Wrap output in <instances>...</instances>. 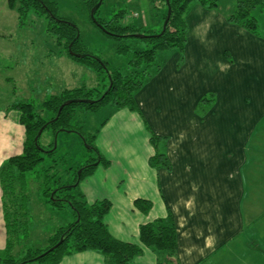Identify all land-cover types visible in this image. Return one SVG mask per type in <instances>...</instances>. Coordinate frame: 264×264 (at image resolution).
<instances>
[{
  "label": "crops",
  "instance_id": "crops-1",
  "mask_svg": "<svg viewBox=\"0 0 264 264\" xmlns=\"http://www.w3.org/2000/svg\"><path fill=\"white\" fill-rule=\"evenodd\" d=\"M219 9L192 4L183 52L171 50L135 95L137 111L111 110L95 131L107 164L96 166L78 191L88 205L110 203L103 217L110 235L142 249L133 264L164 261L142 246L139 228L168 215L176 264H264V40L228 22L234 7ZM18 120L19 114L10 123L0 117V165L22 152ZM135 201L150 208L144 213ZM72 221L61 219L47 243ZM6 240L0 187V264ZM58 264L105 262L83 251Z\"/></svg>",
  "mask_w": 264,
  "mask_h": 264
},
{
  "label": "trees",
  "instance_id": "trees-1",
  "mask_svg": "<svg viewBox=\"0 0 264 264\" xmlns=\"http://www.w3.org/2000/svg\"><path fill=\"white\" fill-rule=\"evenodd\" d=\"M85 1L87 9L91 10V18L94 23L108 36L117 41L138 37L148 42L150 46L148 49L132 53L131 59L127 62L132 72L123 74L117 69L110 68L106 62L92 55L83 46L76 25L57 15L58 9L53 0L7 1V7L16 10L20 25H23L24 18L30 13L44 16L48 20L47 31L54 35L59 42H63L68 58L78 65L91 69L98 76H106L108 83L102 91L97 88L81 86L64 89L59 94L50 96L39 106L41 111L48 113V118L36 113L35 105L32 103L13 106L18 111L19 124L24 128V140L21 154L9 158L0 167L2 208L8 249V254L3 260L4 264H58L64 256L83 251H93L102 255L105 264H133L132 260L141 254L142 249L137 245L118 241L110 235L103 223V217L110 209V203L102 200L88 205L84 201L83 195L78 191V184L81 180L91 175L99 164L106 165L107 163L100 157L94 145L97 132L85 136L81 127L73 125L72 120L78 111L96 113L105 107H111V110L127 108L130 111H137L135 95L163 64L155 63L156 54L165 50L183 52L187 33L185 16L192 4L213 9L218 3V0H149L152 8L159 13L162 12L163 23L167 19L164 31L153 33L143 31L141 26L134 24H121L120 19L124 18L123 11L109 20L97 19L95 14L99 11L103 0ZM233 1L234 9L228 22L239 26L248 33L257 35L258 20L253 13L264 9V0ZM168 9L169 16H167ZM140 34L144 35L140 36ZM117 51L121 55H126L128 48L119 46ZM66 102L68 103L65 104ZM47 129L52 131L53 136L58 132L78 134L82 139V144L86 147L85 150L91 155L83 165L78 166L74 171L72 183L59 184L60 178H58L55 182L58 185L53 188L46 187L41 191V194L47 197L45 203L52 208L61 209L65 205L70 207L74 221L59 227L48 238V246L45 249L28 250L25 254L20 252L19 255H15L11 252L14 243L12 237L18 235L21 223L27 218L24 212V203L21 202L22 197L26 196L23 188L25 176L44 161L42 154L50 157L55 152L53 141L47 147L39 145L40 136ZM39 131L41 133L37 137ZM157 140L156 136L150 137L152 144H155ZM159 158L158 155L156 159ZM150 163L153 164L151 161ZM162 165L167 166L163 158ZM51 168L52 166L48 167L49 170ZM54 176V174H46L44 177L51 179ZM135 206L146 213L150 208V203L135 201ZM139 241L142 246L164 256V261H160L158 264H176V260H174L176 229L171 215L140 226Z\"/></svg>",
  "mask_w": 264,
  "mask_h": 264
},
{
  "label": "rangeland",
  "instance_id": "rangeland-1",
  "mask_svg": "<svg viewBox=\"0 0 264 264\" xmlns=\"http://www.w3.org/2000/svg\"><path fill=\"white\" fill-rule=\"evenodd\" d=\"M7 1L0 0V117H4L9 123L13 122L14 118L18 119V111L13 106L32 103L35 105L36 113L48 118V113L41 111L39 106L50 96L57 95L64 89H73L82 85L101 91L107 86L106 76H98L85 67H75L76 63L68 58L63 42H59L47 31L48 20L44 16L30 13L24 18L23 25H20L16 10L9 9ZM53 1L58 9L57 15L76 25L83 46L92 55L106 62L110 68L117 69L123 74L132 72L127 63L132 53L148 49L150 46L148 42L138 37L117 41L108 36L94 23L91 10L87 9L85 0ZM218 4L221 14L233 8L235 3L233 0H218ZM159 6L162 8L161 4ZM120 11L124 12V18L120 19L121 24L139 26L143 23V31L156 33L163 29L162 21L157 15L159 11L152 8L149 1L103 0L95 18L109 20ZM253 15L258 20L256 37L264 40V9L254 12ZM119 46H127L126 55L118 53ZM170 51L158 52L155 63H163ZM110 111L111 107L102 108L96 113L78 111L72 124L81 127L85 136L91 135L99 129ZM12 138L16 140L18 136L13 133ZM81 140L78 134L70 132H58L53 136L50 129L43 131L40 136L39 145L47 147L53 141L55 152L50 157L42 154L44 161L25 176L23 188L26 196L22 197L23 200L19 198L24 203L27 218L21 223L18 235L12 237L13 254L45 249L48 246L47 237L56 229L58 222L61 219H69L70 216L71 221L73 220L70 207L65 205L61 209L52 208L45 203L47 197L42 195L41 191L46 187L53 188L58 185L55 184L58 178H60L59 184L73 182L74 171L91 155L85 150L86 147ZM7 158L1 162V165ZM49 166H52L50 170ZM46 174L55 176L47 179L44 177ZM4 256L5 251H0V258Z\"/></svg>",
  "mask_w": 264,
  "mask_h": 264
},
{
  "label": "water",
  "instance_id": "water-1",
  "mask_svg": "<svg viewBox=\"0 0 264 264\" xmlns=\"http://www.w3.org/2000/svg\"><path fill=\"white\" fill-rule=\"evenodd\" d=\"M98 7V6H97ZM169 14H170V11H169V9H168V11H167V16H169ZM166 21H167V19L164 21V23H163V29H162V32L164 31V27H165V24H166ZM70 54H72V53H70ZM68 102H66L65 104H67ZM65 104H63V105H65ZM61 109V108H60ZM60 109H59V111H60ZM40 133H41V131H39L38 132V134H37V137L40 135ZM37 137L35 138V140L37 139Z\"/></svg>",
  "mask_w": 264,
  "mask_h": 264
},
{
  "label": "built area",
  "instance_id": "built-area-1",
  "mask_svg": "<svg viewBox=\"0 0 264 264\" xmlns=\"http://www.w3.org/2000/svg\"><path fill=\"white\" fill-rule=\"evenodd\" d=\"M136 14H134V16H135Z\"/></svg>",
  "mask_w": 264,
  "mask_h": 264
}]
</instances>
